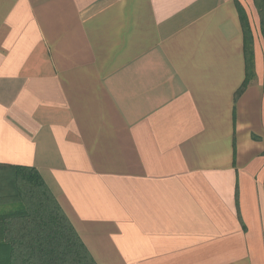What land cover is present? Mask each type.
<instances>
[{
	"label": "crops",
	"instance_id": "obj_1",
	"mask_svg": "<svg viewBox=\"0 0 264 264\" xmlns=\"http://www.w3.org/2000/svg\"><path fill=\"white\" fill-rule=\"evenodd\" d=\"M237 2L238 96L234 0H0V176L36 171L95 264H264Z\"/></svg>",
	"mask_w": 264,
	"mask_h": 264
},
{
	"label": "trees",
	"instance_id": "obj_2",
	"mask_svg": "<svg viewBox=\"0 0 264 264\" xmlns=\"http://www.w3.org/2000/svg\"><path fill=\"white\" fill-rule=\"evenodd\" d=\"M264 40V0H252ZM243 36L245 78H253L252 36L246 14L234 0ZM0 182V264H95L60 206L33 169L15 167ZM6 188H2V186Z\"/></svg>",
	"mask_w": 264,
	"mask_h": 264
},
{
	"label": "rangeland",
	"instance_id": "obj_3",
	"mask_svg": "<svg viewBox=\"0 0 264 264\" xmlns=\"http://www.w3.org/2000/svg\"><path fill=\"white\" fill-rule=\"evenodd\" d=\"M1 180H2V177L0 176V182H1Z\"/></svg>",
	"mask_w": 264,
	"mask_h": 264
}]
</instances>
